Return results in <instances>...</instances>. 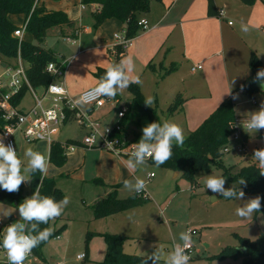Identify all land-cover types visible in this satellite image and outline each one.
I'll use <instances>...</instances> for the list:
<instances>
[{
  "label": "crops",
  "instance_id": "obj_1",
  "mask_svg": "<svg viewBox=\"0 0 264 264\" xmlns=\"http://www.w3.org/2000/svg\"><path fill=\"white\" fill-rule=\"evenodd\" d=\"M213 2L216 15L209 14L208 0H152L149 12L139 17L147 21L148 28L139 31L132 47L122 55L133 58L135 71L131 75L139 77L141 81L139 84H130H138L144 97H152L160 111L166 112L178 94L183 96L185 101L182 109L166 118V121L179 124L186 137L197 130L227 99L233 101L238 121L240 117L237 113L243 104L242 98L247 97L238 88L252 74V54L261 60V68H264V0H257L252 6L240 0ZM39 5L48 11L63 12L75 23L71 28H54L55 34L64 41L59 42L54 52L57 60L67 65L63 79L67 90L73 98L78 99L83 91L98 85L99 81L95 78L98 69L106 70L114 64L112 49L117 44L115 35L125 32V24L110 19L95 29L93 13L98 10V6H84L82 0H42ZM219 12H223V16ZM9 20L20 28L26 17L12 15ZM242 23L248 25L247 33L241 31ZM76 32L77 37H74ZM28 37L33 38L26 33L23 40L31 43ZM66 37H74V43L67 42ZM172 65H177V70L165 74ZM260 93L264 95L259 91L252 98L253 102ZM119 103H107L102 108L78 107L82 113L88 112L90 119L103 127H114L124 122L123 133L126 138L131 122L136 127V116L131 114L126 121H121L118 114L122 106ZM118 105L119 110L116 111ZM72 122L78 124L74 115L61 128L55 141L60 146L74 148L64 151L67 159L62 167L54 165L49 174L43 176L54 179L65 197L70 198L63 214L52 222L57 223L63 218L83 223L96 220L93 206L105 198L113 187L121 199L135 193L124 188V180L135 182L136 177L145 179L146 189L153 192V180L156 177H150L152 173L148 167L140 166L130 174L125 166L128 157L117 156L99 148L98 141L96 146L87 147L83 140L89 134L88 129L78 124L84 129V136H66L62 141L60 137L63 129ZM18 134L15 133L13 138ZM31 145L34 151L41 152L49 160L51 146L47 142ZM179 176L175 173L174 178ZM151 201L150 198V202L143 206L98 219L99 223L94 225L95 233L118 234L132 240L130 237L138 235L144 217L143 207ZM12 223L13 220L7 225ZM131 231H135V234ZM123 251L128 255L133 253L126 246H123ZM38 260L42 264H53L43 256Z\"/></svg>",
  "mask_w": 264,
  "mask_h": 264
},
{
  "label": "trees",
  "instance_id": "obj_2",
  "mask_svg": "<svg viewBox=\"0 0 264 264\" xmlns=\"http://www.w3.org/2000/svg\"><path fill=\"white\" fill-rule=\"evenodd\" d=\"M41 1L0 0V54L6 58L14 59L20 51L22 58L30 64L28 75L35 88L47 87L53 81V77L47 74L45 69L49 63H58L56 53L50 49H44L26 41L20 43L14 37V32L18 30V27L11 23L9 16L23 15L26 19L28 18L26 33L32 35L34 40L40 44L46 40L50 30L61 27L71 28L75 25L65 13L48 11L45 7H41L39 5ZM240 1L245 5L252 6L257 0ZM151 2L152 0H82L84 6H98V10L93 13L95 29L107 20L117 19L125 24V33L128 39H134L138 35L141 30V27L138 25L140 21L139 17L149 12ZM208 10L210 15H216L213 0H208ZM123 53L122 48L118 47L116 49L114 64L119 63ZM261 64V60L255 54H252L250 58L252 74L242 83L244 86L242 92L248 98H254L259 92L254 78L256 77L257 71L261 68ZM177 68V65H172L165 74H170L177 70ZM105 71V69H98L95 73V78L100 81ZM241 86L238 88L240 91ZM129 91L132 98L126 103L127 112L123 121H126L131 114H135L136 116V133L132 141L133 144L138 143L142 138L143 127L153 122L163 123L164 114L166 113L169 116L176 114L182 109L185 101L183 96L178 94L166 112H162L154 103L151 107L145 105L144 101L146 98L142 94L138 84H130ZM25 94L26 92L24 90L16 100L17 105L24 98ZM106 98L114 99L117 102L121 100L119 95L114 98ZM71 115L72 113L68 112V116L70 117ZM236 122L234 103L231 99H227L197 130L186 137L183 147L174 145L172 157L159 167L183 175L191 182H195L196 175L200 172L208 171L210 166L220 167L223 168L224 174L227 175L231 184H235L241 177L247 180L246 187L236 185L237 188H242L245 194L264 198V176L259 175V166L256 164L245 166L237 174L231 175L223 164L225 155L223 151L235 134ZM4 125L5 122L0 114V126ZM259 137L264 140V129L260 130ZM66 159L67 157L62 147L59 144L53 145L50 150V163L56 167H62ZM149 162L155 164L152 158L149 159ZM31 184L33 185L34 192L39 186V191L42 196H50L57 201L65 197L54 179L44 178L39 172L33 175ZM23 201L24 196L21 189L15 193H9L0 189L1 204L18 208ZM148 202H150V198L145 192L134 193L127 198L121 199L118 196L117 189L113 187L112 191L105 198L99 200L93 206V213L95 219H103L143 206ZM261 203V212L256 213V216H262L264 218V199H262ZM51 223L52 221L48 224H42L40 228L50 227ZM92 235V233H89L87 241H90ZM58 236L59 231L53 232L49 240ZM102 236L107 245V254L103 264L141 263V257L124 253L123 246L128 240L127 237L110 233L102 234ZM49 240L33 249L35 257H42V249ZM238 240L240 243L239 248H225L220 254L213 257V259L224 261L226 259L238 260L239 258H243V264H264V234H261L253 241L242 237H238Z\"/></svg>",
  "mask_w": 264,
  "mask_h": 264
},
{
  "label": "rangeland",
  "instance_id": "obj_3",
  "mask_svg": "<svg viewBox=\"0 0 264 264\" xmlns=\"http://www.w3.org/2000/svg\"><path fill=\"white\" fill-rule=\"evenodd\" d=\"M55 33V29L50 30L42 44L35 41L34 38H28L34 45L55 51L59 46V42L64 43L62 37ZM118 95L121 98L120 106L125 108L131 95L129 86ZM241 102L243 104L240 105L239 113H237L240 117L238 127L245 137L240 135L239 140L231 139L228 147L234 150L241 148L244 153L237 154L236 151H232L231 154H225L223 158V164L231 175L237 174L245 166L254 164L259 166L258 161L253 159L254 150L264 149V140L259 137L260 131L255 135H249L247 129L244 130L242 127L247 115L260 109L261 104L264 103V95L258 94L254 102L253 99L249 100V98L244 97ZM32 103V98L28 94L24 98L21 107H30ZM117 110H119V105L116 106ZM164 117L166 121L169 115L166 114ZM135 133L136 127L131 122L126 136L129 143L133 141ZM84 134V129L80 128L76 122H72L63 129L60 138L62 141L66 139V136L82 138ZM18 135L14 137V143L18 157L23 160L26 166L28 160L24 153L29 147L34 150V146L27 144L20 134ZM144 166L148 167V170L155 175L156 179L153 180V192H150L149 189L145 190L152 201L143 207L144 217L137 231L138 235L130 237L132 240H128L124 244L133 252L132 256L141 257V264H143L146 254L150 256L155 251L153 246L163 245L164 251L167 253L172 250L175 243H182L179 239L181 232L196 230L198 234L192 237L195 259L189 261V264L243 263V258L222 261L213 259V257L220 254L225 248H239L238 237L253 241L264 234V218L262 216L257 217L254 213L251 219L243 220L236 215V208L243 205L247 200L254 198L252 195L245 194L244 199L238 201L236 199H225L207 189L205 180L208 175L212 174L226 178V189L232 187L233 184L229 182L223 168L220 167L210 166L208 171L196 175L195 182H191L183 175L175 179V173L157 167L149 160ZM31 181L32 178L20 187L24 200L34 194ZM210 197H214V200L217 198V200H211ZM5 210L12 214L7 217L0 215V224L2 225L0 226V234L8 227L7 224L11 220L14 223L20 219L18 208L0 203V213ZM99 221L96 219L83 223L63 218L57 223L52 222L50 227L54 230L53 232L59 231V238L49 240L42 249V256L53 264H103L107 254V245L102 236L104 233H95L94 225ZM134 232L132 234H135ZM89 233L93 235L90 241H87ZM80 254H86V260L78 261L77 256ZM148 264H153V261L148 260ZM160 264H165L164 258L161 259Z\"/></svg>",
  "mask_w": 264,
  "mask_h": 264
},
{
  "label": "clouds",
  "instance_id": "obj_4",
  "mask_svg": "<svg viewBox=\"0 0 264 264\" xmlns=\"http://www.w3.org/2000/svg\"><path fill=\"white\" fill-rule=\"evenodd\" d=\"M241 31L247 33L249 31L248 25L242 23ZM134 71L135 62L133 58L131 56L122 57L119 63L106 69L98 85L83 93L75 101L76 104L85 106L102 96L114 98L126 89L131 82L141 83L139 77L131 75ZM254 81L259 82L261 87H264V68L257 71ZM50 87L55 88L56 85ZM243 90L244 86L242 85L241 91ZM144 103L146 106L151 107L154 99L148 97ZM242 127L244 130L247 129L249 135H255L264 129V103L261 104L258 111L247 115ZM142 133L139 142L131 145L134 150L125 162L130 174L134 173L140 166L145 165L149 158L153 159L157 167L162 165L172 157L173 146L183 147L186 139L184 129L172 121L150 123L143 127ZM111 145L109 143L108 148ZM24 156L28 160L26 166L23 160L18 157L15 148L11 144L5 145L3 139L0 138V188L9 193L18 192L21 185L31 180L35 173L39 172L41 176H47L50 168L55 167L50 165L44 154L34 151L31 147L26 149ZM253 159L258 161L259 175L264 176V149L254 150ZM205 184L206 188L214 194H219L225 199L240 201L244 199L245 192L235 185L246 187L247 180L241 177L231 188L226 189V178L212 174L206 177ZM123 186L130 192L141 193L146 190L147 181L136 177L135 182L124 180ZM210 198L214 200V197ZM262 199L264 198L256 196L247 200L243 205L236 208V215L243 220L251 219L254 213L261 212ZM69 203L70 198L67 196L60 201L50 196H42L38 186L34 194L18 206L20 219L10 224L3 231L4 235L0 247L6 251L8 264H24L34 248L47 242L54 230L51 227L41 229L40 225L48 224L60 217ZM11 214L7 210L0 213L4 217ZM179 239L182 243H175L172 250L167 253H165L163 245L153 246L155 251L150 256L146 254L143 264H148V260H152L153 264H160L162 258H164L165 264H189L191 257L186 250L192 246L190 230L181 232Z\"/></svg>",
  "mask_w": 264,
  "mask_h": 264
},
{
  "label": "built area",
  "instance_id": "obj_5",
  "mask_svg": "<svg viewBox=\"0 0 264 264\" xmlns=\"http://www.w3.org/2000/svg\"><path fill=\"white\" fill-rule=\"evenodd\" d=\"M219 15L223 16V12H219ZM28 21L27 18L23 25L14 32V37L20 43L24 41ZM138 25L143 30L148 28L146 20H140ZM77 34L78 32L74 33V37H77ZM74 37H66L65 40L74 43ZM115 39L117 44L112 49L114 56L118 47L125 51L132 47L134 40L128 39L125 32L122 35H115ZM29 68L30 64L22 58L20 51L14 59L6 58L0 54V114L5 122L4 126H0V138L3 139L5 145L11 144L17 151L13 136L15 133H20L27 144L47 142L52 148L53 145L57 144L55 141L56 135L74 115L78 124L89 130V134L83 140L84 145L94 147L98 141L99 145L97 146L99 148L117 156L130 158L131 152L134 150L131 147L133 143H129L125 138L121 123H118L114 127H103L99 122L91 120L88 112L82 113L79 110V105L75 102L77 99L70 95L63 82L67 68L66 63L58 61V63L52 62L46 66L45 72L53 77V81L47 87L35 88L32 85L28 75ZM54 85H56L55 88L50 87ZM92 88L83 91L80 96ZM24 90L26 92L24 98L28 94L32 98L33 103L30 107H21L24 98L18 105L16 104L17 98ZM112 102V99L102 96L85 106L102 108L107 103H111L112 105H117L116 103H118L117 101ZM68 112L72 113L70 117L68 116ZM126 112V107L120 109L118 117L121 121L126 116ZM238 126L239 121L236 122L235 134L232 136L234 140H239L240 135H243ZM109 143L112 144L110 148L107 146ZM61 147L64 151L74 148L68 145H61ZM232 151H236L238 154L244 153V150L241 148L234 150L228 146L223 152L227 154ZM150 177L153 178L154 174ZM0 226L2 225L0 224ZM190 233L191 237L198 234L196 230H191ZM3 235L4 233L0 234L1 243ZM186 252L191 257L190 261L195 259L193 245ZM86 258V254L77 256L78 261H84ZM0 264H8L6 251L2 247H0ZM24 264L42 263L35 257L32 250V253L26 258Z\"/></svg>",
  "mask_w": 264,
  "mask_h": 264
},
{
  "label": "water",
  "instance_id": "obj_6",
  "mask_svg": "<svg viewBox=\"0 0 264 264\" xmlns=\"http://www.w3.org/2000/svg\"><path fill=\"white\" fill-rule=\"evenodd\" d=\"M256 86L259 89V91H261L262 93H264V87H261L259 82H256Z\"/></svg>",
  "mask_w": 264,
  "mask_h": 264
}]
</instances>
